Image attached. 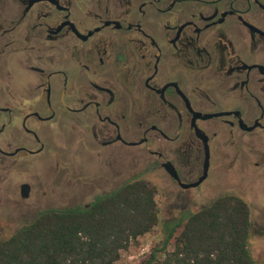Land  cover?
I'll return each mask as SVG.
<instances>
[{"label":"flooded vegetation","instance_id":"flooded-vegetation-1","mask_svg":"<svg viewBox=\"0 0 264 264\" xmlns=\"http://www.w3.org/2000/svg\"><path fill=\"white\" fill-rule=\"evenodd\" d=\"M117 159L136 172L97 192ZM239 168L264 169V0H0V218Z\"/></svg>","mask_w":264,"mask_h":264},{"label":"trees","instance_id":"trees-1","mask_svg":"<svg viewBox=\"0 0 264 264\" xmlns=\"http://www.w3.org/2000/svg\"><path fill=\"white\" fill-rule=\"evenodd\" d=\"M155 190L133 181L83 206L47 209L0 241V264H114L130 242L159 220ZM163 238L143 264H257L248 242L249 206L225 195L189 215L166 220Z\"/></svg>","mask_w":264,"mask_h":264},{"label":"rangeland","instance_id":"rangeland-1","mask_svg":"<svg viewBox=\"0 0 264 264\" xmlns=\"http://www.w3.org/2000/svg\"><path fill=\"white\" fill-rule=\"evenodd\" d=\"M64 159L65 160L62 161V166L71 161L72 157L71 155H67ZM53 164H51V170L54 168ZM84 169L86 173H90L88 168L85 167ZM84 169L82 170V175L85 173L83 172ZM92 170H94V167H92ZM134 172H136V170L134 168L132 169L131 164L126 159H117L115 162L112 161L108 166H103L101 164V166L97 167L95 173H91V175H96V191L103 192L107 183L99 179L101 176L110 180V183L114 186L117 184L116 182L128 177ZM147 182L148 184L150 183L149 185L155 190L156 187L153 183L149 182V180H147ZM41 191L42 190L40 189V192ZM227 194L239 197L249 206L250 221L252 223V236L248 242V248L253 260L257 264H264V169L255 170L253 168H247L244 171H241L239 168L238 172H235L233 175L229 174L221 186L209 190L204 188L199 192L194 193L191 198L187 197L180 203H175L174 200L169 197L162 198L158 193L155 194L154 202L159 220L157 226H155L149 233L130 242L128 248L121 252L118 261L114 264H143L150 254L152 247L160 243L163 238L161 227L163 221L171 219H182L184 221L189 215L199 211L202 207L209 205L217 198ZM92 198L93 195L86 190L85 194L75 201H41L38 203V207L42 206L41 208L44 209L52 207L61 208L73 205L83 206L90 203ZM32 203L35 204V202ZM41 203H43V205H40ZM32 218L33 216L14 219L0 218V241L9 238L17 229Z\"/></svg>","mask_w":264,"mask_h":264}]
</instances>
